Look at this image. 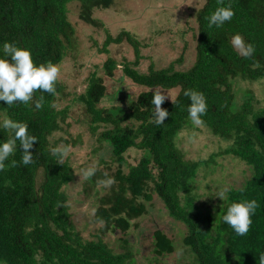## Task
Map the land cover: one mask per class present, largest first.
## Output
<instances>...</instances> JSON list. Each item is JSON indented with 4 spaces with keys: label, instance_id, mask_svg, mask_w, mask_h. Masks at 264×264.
Returning <instances> with one entry per match:
<instances>
[{
    "label": "trees",
    "instance_id": "obj_1",
    "mask_svg": "<svg viewBox=\"0 0 264 264\" xmlns=\"http://www.w3.org/2000/svg\"><path fill=\"white\" fill-rule=\"evenodd\" d=\"M80 5V19L87 25L106 28L94 18L95 10L109 9L113 0H0V56L2 44L15 42L31 49L36 64L52 61L61 64L67 52L77 50V29L70 21V5ZM231 5L235 15L221 28H209L207 16L217 7ZM196 61L188 70H177L175 64L148 72L137 67L142 60L141 43L129 31L114 37L107 31L101 52L109 54L113 44L128 43L135 51V61L123 65L124 76L146 88L126 107L101 106L107 98V86L102 76L93 74L86 91L78 97L84 106L90 131L98 141L110 147L111 161L118 167L112 173L93 175L102 182L111 179L109 191L99 198L95 215L104 230L127 233L133 221L148 212L147 203L155 194L165 205L167 214L185 224L188 234L184 245L194 255L196 264H259L264 252V107L257 105L254 94L246 90L243 102H238L239 82L264 81V0H206L197 15ZM239 33L255 52L244 57L231 44ZM119 63L109 58L104 64L105 75L115 76ZM204 93L208 105L202 117L214 136L228 142L221 155H233L247 163L252 176L239 188L229 189V201L215 202L210 198L198 202L194 193L198 173L210 160L192 161L178 147L180 133L193 126L188 120L186 89ZM176 91L161 107L169 115L163 124L155 123L153 97ZM160 94V93H159ZM41 93L33 94L29 104L7 106L0 102V121L6 117L28 124L37 137L30 151L33 162L19 164L21 150L10 157L16 167L0 171V261L3 264H129L131 254L114 252L102 239L85 240L75 231L64 187L74 179L71 164L52 155L57 146L52 138L69 125L71 106L59 108L58 99L66 98L62 85L56 82V94L43 93V107L35 109ZM10 131L0 129V141ZM66 141V140H65ZM67 145L70 143L66 141ZM75 144V143H74ZM131 149L142 151L137 164L126 158ZM111 167V163L103 160ZM6 165L9 161L5 162ZM41 177V178H40ZM256 200L258 207L252 216L249 232L237 236L219 217L227 203ZM155 253L173 254L174 242L161 230L154 233ZM128 243V241H127Z\"/></svg>",
    "mask_w": 264,
    "mask_h": 264
},
{
    "label": "rangeland",
    "instance_id": "obj_2",
    "mask_svg": "<svg viewBox=\"0 0 264 264\" xmlns=\"http://www.w3.org/2000/svg\"><path fill=\"white\" fill-rule=\"evenodd\" d=\"M206 0H113L109 9L95 10L94 18L104 23L106 28L87 25L80 19V5H70V21L77 29V50L68 51L60 65V83L66 94L65 99H58L59 108L71 106L69 125L55 133L53 143L72 146L67 160L74 171L73 181L64 187L71 212L75 231L85 240L102 239L114 252L131 254L129 264H196L194 255L184 245L188 228L172 219L162 200L155 194L154 200L147 203L148 212L133 221L132 228L123 233L120 230H104V224L96 221L95 215L99 207V198L105 195L110 185L93 175L112 173L118 167L111 161V149L107 143L98 141L86 120L84 106L78 97L83 94L93 74L102 76L107 86V98L101 106L126 107L130 99L147 90L136 85L124 76L123 65L135 61L132 45L123 43L111 45L109 54L101 52L107 38V31L114 37L123 30L131 32L141 43L142 60L137 69L148 72L153 64L157 69L169 67L183 57L182 63L175 64L177 70H188L196 61L197 54V15ZM113 58L118 69L113 78L105 75L104 64ZM238 91V102H243L246 90L254 94L257 105L264 107V81L239 82L235 86ZM158 92L168 99L176 97L177 92ZM66 140V141H65ZM75 143V144H74ZM178 147L186 159L192 161L210 160L215 162L211 167H201L195 183L198 202L213 198L220 201L218 192L227 187L239 188L252 176L251 168L244 161L233 155H221L228 147V142L214 136L205 126H191L182 131L177 138ZM143 153L131 149L126 158L131 164H137ZM111 163V167L103 163ZM94 168L92 176L85 178L83 170ZM41 178V177H40ZM163 231L172 239L175 246L173 254L158 256L155 253L154 233ZM128 241V243H127Z\"/></svg>",
    "mask_w": 264,
    "mask_h": 264
},
{
    "label": "clouds",
    "instance_id": "obj_3",
    "mask_svg": "<svg viewBox=\"0 0 264 264\" xmlns=\"http://www.w3.org/2000/svg\"><path fill=\"white\" fill-rule=\"evenodd\" d=\"M235 12L231 5L217 7L206 17L209 28H221L226 22L234 17ZM231 44L244 57H251L255 48L251 43L236 33L231 37ZM3 56H0V102L7 106H13L19 102L29 104L33 101V94L39 90L41 93L35 101V109L43 107V93L56 94V82L60 75V65L52 61L36 64L33 60L32 51L26 47H20L15 42L5 41L2 44ZM183 95L188 97L190 103L187 106L188 120L194 127L204 125L202 117L207 113L208 105L203 92L189 88L184 90ZM166 97L157 93L153 97L156 107L155 123L163 124L169 113L162 109L161 105ZM0 129L10 131L11 135L5 141H0V171L6 166L16 167L18 162L10 157L21 150L19 164L27 166L33 162V154L30 151L37 144V137L29 131L27 123L6 117L0 121ZM71 145H57L50 149L52 155L59 157L62 162L71 151ZM9 161L6 165L5 162ZM85 178L94 174L95 169L83 170ZM109 179L106 183L111 184ZM229 188L221 189L217 197L224 202L229 201ZM258 207L256 200H242L227 203L226 209L219 217L220 222L228 225L237 236H244L249 232L252 224V216ZM259 264H264V252L259 254ZM0 264H3L0 261Z\"/></svg>",
    "mask_w": 264,
    "mask_h": 264
}]
</instances>
